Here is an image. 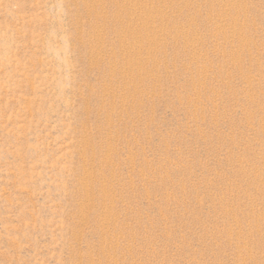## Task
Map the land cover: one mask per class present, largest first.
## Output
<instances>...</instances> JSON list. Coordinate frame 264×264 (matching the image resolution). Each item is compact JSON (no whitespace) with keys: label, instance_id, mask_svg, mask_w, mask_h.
Here are the masks:
<instances>
[{"label":"rangeland","instance_id":"1","mask_svg":"<svg viewBox=\"0 0 264 264\" xmlns=\"http://www.w3.org/2000/svg\"><path fill=\"white\" fill-rule=\"evenodd\" d=\"M0 264H264V0H0Z\"/></svg>","mask_w":264,"mask_h":264}]
</instances>
